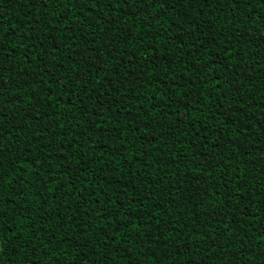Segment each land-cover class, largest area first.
Returning a JSON list of instances; mask_svg holds the SVG:
<instances>
[{"label": "trees", "instance_id": "trees-1", "mask_svg": "<svg viewBox=\"0 0 264 264\" xmlns=\"http://www.w3.org/2000/svg\"><path fill=\"white\" fill-rule=\"evenodd\" d=\"M136 7L137 5H132L131 11L135 12ZM185 7L188 9L187 15H179ZM124 11H129V9H124ZM153 13H155V9L149 10L147 14L137 12L135 17L128 16L118 21V24L125 30L123 32L104 22L101 27L107 32L106 36L100 28L94 30L87 28L86 25L91 21L82 17L75 25L82 34L68 41L69 44L76 45L75 49L69 52L66 48H60L53 57L50 55L54 51L49 47L50 40L44 39V37L50 35L55 36L56 40H60L61 36H73V33L63 28L65 22L53 17L51 11L38 12L37 9L24 7L23 3H18L17 0H0V17H3L6 27L21 25L26 28L28 25L25 24V20L29 14L32 17L39 15L40 20L37 27L40 29L44 44L43 52L38 54L40 59H34L31 64L21 61L18 65H14V73H2L0 79L7 81L8 88L6 92L0 90V100L10 101L6 105L8 117L12 120L13 113H15L13 122L16 123L17 128H20L23 126L24 114L35 111L29 104L28 95L34 86L36 95L44 101L45 106L40 108L37 113L38 119L37 117L30 118L27 121L30 127L19 135L26 140V137L31 135L44 121L51 123L53 128L56 123L62 124L63 132L66 133L63 147L72 154L70 159L73 170L76 168V159L84 156L82 164L87 168V171L83 173L82 184L90 190L96 191L103 199L109 197L116 199L117 196H120V202H123L124 197L119 191L120 186L128 183L134 175H137V169L146 165L140 174L144 176L146 183L154 184V189H150V191L158 189V194L154 197L150 196L145 203L150 204L153 200L159 201L162 213L161 223L171 221L178 231L172 234L175 236V240L169 239L164 247H160L158 244L145 245L142 241L134 240L131 234H129L127 245H125L123 238L117 237L122 241L118 247H126V250L110 253L113 264H151L149 256L137 257L141 247H144L145 252H158L161 256V264H185L189 258L196 264H200L201 260H203V264H264V254H262L264 242H259L260 237L264 235V67H262L264 66V44H261L257 39L258 33H264V20L257 19V16H264V6L259 3V0L242 3L237 9H231L223 3L202 4L200 0H192V3L189 4L187 0H181L178 3L168 0V3L160 8V12L156 13L159 16V21L153 19ZM229 14H231L232 20L239 24L238 28L229 23ZM110 15H116V13H110ZM74 19L75 17H69V22ZM48 20H51V25L45 27ZM202 24L206 27L203 29L204 34L200 35ZM212 25H215V28H212ZM57 26L59 31L54 30ZM190 27L196 28L197 35H200V39L205 42L216 37V43L219 44L220 36H217V33L227 38H239L240 43L237 44V48L241 51L236 59L243 58L245 60L243 67L239 69L242 75L239 77L228 75L229 81L236 87H240L239 96L232 95L226 86L223 94L227 96V99H222L221 90L212 89L200 83V80L204 79L202 75L200 79L191 75L196 71V64L202 63V61L199 56L188 54L189 48L192 52L196 51L193 42H190L188 37L185 36L181 43L173 35L174 33L183 35V32L189 30ZM114 33L119 34L120 43H117V35ZM15 35L19 36L20 33L17 32ZM164 40H171L172 43L164 44ZM89 44L95 49V60H92L88 54ZM111 49H115V51L110 53ZM16 51H21V49L18 48ZM216 54L224 55L219 51ZM109 55L115 56L116 61H119L118 68L111 67L116 64V61L109 59ZM69 56L72 57L71 60L68 59ZM81 56L97 67L100 66L101 60H105V71L114 84L117 81L127 83L125 72H127V79H130L132 83L128 84L126 88H120L119 94L113 92L110 98L106 97L103 108L100 107L99 101L89 99V96L78 85L73 91L71 83L67 87L53 83L50 89L52 97L46 98L45 92L38 82L40 77L37 74L40 72V68L37 65H47L46 74L43 76L45 81H48L49 77L54 81L60 80L66 75L65 68L68 69V72H72L82 66L84 61H81ZM130 56L132 63H129ZM139 60L145 62L143 68L136 63ZM204 60H207V56H204ZM74 61H80V64ZM22 69H27V76ZM146 69H151L156 73V79L161 81L160 85L153 82L149 86L146 83L150 79V74L145 75L141 81L133 79L135 73ZM99 74L103 76L105 73L100 72ZM34 77L35 79H33ZM172 77L176 78L177 85L191 81L189 88L192 91L187 95L185 101L173 105V108L178 109L177 112L165 108L163 116L151 120L152 114L149 111L148 97L157 87L163 91L165 84H172ZM207 78L212 80L211 75ZM25 79H27V83L24 84L21 91L15 85L18 82L23 83ZM96 83L97 81H92V84ZM92 84L88 87L91 88ZM133 88L135 91H132ZM174 91L183 92L184 90L178 88ZM136 96H139V100L130 99ZM55 97H59V101ZM48 99H51V103L58 107H48ZM193 100H199V103H193L189 107L187 101ZM21 101L23 103H20ZM140 101H143V104ZM82 102L83 105H87L86 112ZM157 102L163 103L159 100L158 93ZM242 103L243 111L237 110ZM220 104H223L224 107L217 111V106ZM113 105L116 107L113 108ZM125 105H131L133 108L131 115L124 110ZM138 107L142 108L139 116L136 113ZM117 108L120 110L117 111ZM54 111L58 112L62 118H52ZM157 111L159 112V109ZM145 112H148L147 116L144 115ZM241 120H243V124H241ZM94 121L106 125L108 129L115 128L116 131L112 134L98 136L97 130L90 128ZM144 121H150V123L145 124ZM169 121L172 123L169 124ZM245 126H247V132L244 130ZM57 130L59 131V129ZM89 130L92 134L81 140L78 134ZM51 132L52 129H49V135ZM148 132L153 133L155 138L152 139L151 136L143 134ZM117 134L119 139L116 138ZM16 138L17 133H13V139ZM72 138H75V143H71L69 147V141ZM56 141L59 143L60 137H57ZM37 143L41 147L43 146L42 140H38ZM79 144H83V148L77 150ZM117 146H119L118 150ZM30 147L33 153L37 151L36 145ZM100 149L103 150L104 159L102 160L98 159L101 154ZM14 151L15 148H13ZM112 152H115V156L111 155ZM8 155L9 153H5L6 157ZM109 160L114 162L109 165ZM58 163L59 161L54 156L53 166L55 167ZM229 164L231 167H228ZM217 165L218 167H214ZM111 168L121 171L118 174H113ZM201 169L208 171L201 172ZM197 174H200L199 182L195 181ZM241 174L246 177L247 184L241 182L233 187V180ZM115 175H118L120 179L114 186L117 190L115 195H111L112 189L109 188V183L112 182ZM24 178L25 181L30 179L28 175H25ZM221 178L226 184L221 183ZM31 179L36 180L37 178L31 177ZM62 179L65 178L62 177ZM133 184L136 191L133 192V185H129V192L139 201L140 195L144 193L141 191L139 183L133 181ZM36 188H40L39 195H48L37 183L35 188L32 184H28L25 196L29 197L27 200L30 209L29 215L37 216L36 222L40 223L42 222L38 211L40 201L34 195ZM236 188L241 189L239 196L236 195ZM194 189L206 190L214 201L212 207L223 203L225 198L231 195L232 207L223 223H220L218 218L210 217L205 220L204 216L200 215L202 206L198 207L199 201L190 196ZM215 192H219L220 195H214ZM3 195L9 197L12 195V191L6 188ZM172 201L175 202L172 203ZM49 203H53V201H49ZM7 207L11 208V205H7ZM196 216H199V220L196 219ZM5 219H8L14 230L20 231L22 215L16 216L15 221L7 216ZM96 223H104V221ZM65 227L70 229L67 231L69 242L76 235L85 231L84 228L78 229L67 224ZM188 227H191L195 233L203 232L206 237L219 236L220 240L217 243L227 239L232 251L221 258L219 249L213 251L208 248L207 242L199 245V253L195 246L190 250H185L183 244L188 239L186 234ZM52 231L55 232V229ZM87 231L91 233L92 229L89 228ZM96 231L100 230L96 229ZM221 232H223V236H220ZM229 232L233 233L235 239L228 237ZM24 235L28 236L26 227ZM64 235L65 232H59L52 243L47 244L51 237L49 225H46L42 235L37 233L35 237H29L22 248L17 249L15 255L9 253L12 264H54V261L45 255V252L56 257V252L52 250L53 246H57V251L65 249L67 245L59 243L61 236ZM241 238H243L242 242ZM87 239L92 240L89 247L95 245L93 251L101 247L97 242L100 237L93 238L86 235L81 242L83 243ZM177 248L185 253L184 256L172 255ZM204 248H208V252H203ZM33 249H35V256L31 255ZM5 251L7 250L5 249ZM85 253H87L90 262L99 259V255L94 256L87 249H85ZM29 257H31L30 260ZM163 257L169 258L164 259ZM58 260L59 264H68V260L64 256L59 257Z\"/></svg>", "mask_w": 264, "mask_h": 264}, {"label": "snow or ice", "instance_id": "snow-or-ice-1", "mask_svg": "<svg viewBox=\"0 0 264 264\" xmlns=\"http://www.w3.org/2000/svg\"><path fill=\"white\" fill-rule=\"evenodd\" d=\"M18 3H23L24 7H30L37 9V11H51L53 17L64 21L63 28L67 29L73 36H61L60 40H56L55 36H45L44 39L50 40L49 47L53 48L54 51L50 54L55 57V52L60 48H66L69 52L75 49V44H69V40H73L76 36L81 35V31L75 26L76 22L82 17L91 21L86 27L89 29L100 28L101 32L106 36L107 32L101 27V24L107 22L112 28L119 29L120 32L125 31L118 21L123 20L125 17L131 16L135 17L136 13L147 14L149 10L155 9L153 13V19L159 21V16L156 13L160 12V8L164 4L168 3V0H17ZM178 3L181 0H174ZM189 4L192 0H187ZM202 4L206 3H223L231 9L239 8L242 3H249L250 0H200ZM259 3L264 6V0H259ZM132 5H137L136 11L132 12ZM55 6V7H50ZM59 9V11H57ZM124 9H129V11H124ZM75 10V11H73ZM107 10V11H106ZM110 13H116V15H110ZM188 13L187 7L180 11L179 15L186 16ZM85 14H87L85 16ZM69 17H75L74 20L69 22ZM47 19V17H45ZM257 19L264 20V16H257ZM35 20V23L33 21ZM40 17H32L30 14L25 20V24L28 27H22L21 25H11L10 28L5 26V21L3 17H0V76L3 72L14 73V65H18L21 61L31 64L34 59H40L39 53L44 50V44L41 39L40 29L37 27ZM229 23L233 27L238 28L239 24L232 20L231 14H229ZM51 25V20L45 27ZM205 25H201L200 35H203V29ZM215 28V25L211 26ZM171 25L169 26V31ZM55 31H59L57 26ZM19 32L20 35L17 36L15 33ZM117 35V43H120L119 34ZM158 35V33H157ZM181 43H183V38L188 37L190 42L196 49L192 52L189 48V55L199 56L202 63L196 64V71L191 75H194L197 79H200L201 75L204 79L200 80V83L205 86H209L212 89L221 90V98L227 99V96L223 94V90L227 86V90L234 96L240 95V87H236L234 83H231L228 79V75L241 76L242 73L239 71L243 67L245 60L241 58L236 59V56L240 54V49L237 48V44L240 43L239 38H227L220 36V43H216V37L209 39L207 42L200 39V35H197V29L190 27L189 30L183 32V35L179 33H174ZM127 39V37H126ZM257 39L264 44V33H258ZM164 44L172 43L171 40H164ZM211 45V46H210ZM188 47V45H185ZM21 49V51H16V49ZM115 49L109 50L111 53ZM217 51L222 52L224 55H217ZM88 54L95 60V49L89 44ZM204 56H207V60H204ZM69 60L72 59L71 56L68 57ZM109 59L116 61V57L109 55ZM81 61H84L82 66L78 69L68 72L65 68L64 72L66 75L60 80H52L49 77L48 81L43 79L46 74L47 65H37L40 68V72L37 74L39 79V84L42 86L46 98L52 97L51 87L52 84H58L62 87H67L68 84H73V91L78 85L88 96L89 99L96 100L100 102V107L103 108L106 97L110 98L113 92L119 94L120 88H126L128 84L132 81L127 79V72H125V80L127 83H120L117 81L115 84L108 77L107 71H105L104 64L105 60L100 61V66L97 67L94 63L84 60L81 56ZM80 64V61H74ZM51 63V61H49ZM129 63H132V57H129ZM139 67L143 68L144 61H136ZM119 61L111 67L118 68ZM264 67V66H262ZM235 69V70H233ZM223 70V71H221ZM27 76V69H22ZM104 72L105 74L101 76L99 73ZM118 75V72L116 73ZM150 74L149 81L146 83L151 86L153 82L157 85L161 84L160 80L156 79V73L152 72L151 69H146L145 71H138L134 74L133 79L141 81L145 75ZM212 76V80H208V76ZM35 79V77L33 78ZM175 77H172V84H165L164 90L161 91L160 87H157L153 94L148 97L149 111L151 112V120H156L157 117L163 116L165 108L171 109L172 112H177V108H173L174 104H180L182 101L186 100L187 95L192 91L189 88V83L187 81L183 84L177 85L175 83ZM97 81L96 84H92V81ZM83 81V83H80ZM27 83V79L23 83L18 82L15 86L19 90H23L24 84ZM92 84L89 88L88 85ZM107 85V87H104ZM8 88L7 81L0 79V90L6 92ZM183 88V92L174 91V89ZM135 91V88L132 89ZM157 93L159 94V100L163 103L157 102ZM29 104L33 106L35 111L26 112L23 116V126L17 128L16 123H14L15 113H13L12 120L8 117V109L6 107L7 103L10 101L0 100V264H12L9 253L12 255L16 254L18 248H22L23 244L27 241L29 237H35L37 233L42 235L43 230L46 225H49V235L50 239L47 244H51L52 240L55 239L56 235L63 231L64 236H61L59 243L66 244L67 247L61 251H57V246H53V251L56 252V257H53L51 253L45 252V255L49 259L54 261V264H59L58 258L64 256L68 260V264H113L111 252H123L125 248L118 247L122 241L117 239V237L123 238V243L127 245L129 234L132 235L133 239L136 241H142L145 245L158 244L160 247H164L169 239L175 240L173 233L178 230L171 224V221L161 223L160 216V202L153 200L150 204H146L145 201L149 199L150 196L154 197L158 194V189H154L153 183H146L145 178L142 174L143 167L137 169V175H134L128 183L122 184L119 188L121 196L124 197L123 202L121 197L117 196L116 199L111 197L103 199L100 197L96 191L90 190L88 187L83 186V173L87 171L82 164L84 156L76 159V168L73 170L72 160L70 156L72 155L64 147L66 133L63 132V125L60 123L55 124V128L48 121H44L43 124L35 129L31 135L26 137H21L19 134L24 133L26 129L30 127L27 121L32 117H37V113L40 108L44 107V101L36 95L35 87L28 94ZM127 95V94H125ZM14 98V97H13ZM59 101V97H55ZM130 99L139 100V96L131 97ZM20 103H23L22 101ZM143 104V101H140ZM189 107L193 103H199V100L187 101ZM83 105V102H82ZM47 106L58 107V105H53L51 99H48ZM113 108L116 106L113 105ZM224 105L220 104L217 106V111L223 109ZM243 103L237 109L243 111ZM83 109L87 111V105H83ZM159 109V112L157 111ZM117 111L120 109L117 108ZM125 111L129 115L133 113V108L131 105H125ZM142 108H137L136 113L139 116ZM171 114V113H169ZM144 115H148L145 112ZM223 115V112H221ZM52 118H62L60 114L56 111L52 113ZM38 119V117H37ZM145 124H149L150 121H144ZM172 122L169 121V124ZM243 124V120H241ZM90 128H95L97 130L96 134H112L116 131L115 128L108 129L106 125L94 121ZM49 129H52L51 135H49ZM59 129V131L57 130ZM137 131L139 129H136ZM248 131L247 126L244 129ZM13 133H17V138L13 139ZM92 133L90 130L88 132H80L79 138L81 140L90 136ZM146 136H151L152 139L155 138L154 134L151 132L143 133ZM60 137L59 143H57L56 138ZM7 138V139H6ZM119 139V135L116 136ZM42 140L43 146L41 147L37 141ZM71 143H75V138L69 141V147ZM31 145L37 146V151L32 152ZM13 148L15 151L13 152ZM83 148V144L77 145V150ZM119 146H117L118 150ZM47 150V152H46ZM46 152V154H45ZM5 153H9L6 157ZM100 156L98 159H104L103 150L100 149ZM86 155V153H85ZM115 156V152L111 153ZM141 155H144L141 153ZM59 163L54 167L52 164L53 157ZM43 157V159H40ZM210 159V157H209ZM114 161L109 160L108 164L111 165ZM214 167H218L214 166ZM231 167V164L228 165ZM57 169H59L57 171ZM119 169L111 168L113 174H118ZM191 171V170H190ZM208 171L207 169H201V172ZM210 174V172H209ZM25 175H28L30 179L25 181ZM31 177L37 178L32 180ZM65 178V179H62ZM120 177L118 175L114 176V179L109 183V188L112 189L111 195H115L117 191L115 189V184L119 182ZM200 174H197L195 181L199 182ZM133 181L140 184V189L144 193L140 195L139 201L129 192V185H133L132 191H136ZM247 184L246 177L241 174L239 177L233 180V187L238 183ZM39 183L48 195L41 196L40 188H36V199L40 201L38 211L40 213V220L42 222L37 223V216L29 215L30 209L27 205V200L29 197L25 196V190L28 184H32L35 188L36 184ZM221 183L226 184V182L221 178ZM219 187V185H217ZM9 189L12 191V195L5 197L3 195L4 189ZM94 189L95 186L93 185ZM227 190V188H226ZM171 190L169 189V192ZM241 189L236 188V195L239 196ZM219 196V192L213 193ZM190 196L194 197L199 201L198 207H200V215H203L205 220L208 218H218L220 223H223L224 219L229 215V210L231 209V195L225 198L224 202L212 207L214 201L210 198L206 190L200 191L199 189H194ZM18 198V199H17ZM53 201V203H49ZM175 201H172L174 203ZM191 202V201H189ZM242 202V201H241ZM11 205V208L7 207ZM75 205V206H73ZM68 213H71L70 215ZM79 213V215H77ZM166 214V213H164ZM23 216L20 221V231L14 230V228L9 223L7 216L12 221H15L16 216ZM239 215V213H238ZM199 220V216H196ZM97 221H104V223H96ZM74 226L78 229L84 228V232L75 236L71 242L67 238V231L70 230L66 228L65 225ZM25 227L27 229L28 236L24 235ZM91 228L92 232L89 233L87 229ZM55 229V232L52 231ZM96 229L100 231L97 232ZM168 233V235H165ZM188 239L184 241L183 247L185 250H190L191 247L195 246L197 252H200L199 245L208 243V248L213 251L219 249L221 253V258L227 255L228 252L232 251L227 239L220 241V237L205 236L203 232L195 233L191 227L187 228ZM100 237L98 243L101 245L99 249L93 251V247H89L92 243L91 239L85 240L83 243L81 240L84 236ZM223 236V232L220 233ZM228 237L235 239L233 233L229 232ZM243 238H241V242ZM259 242H264V235L260 237ZM39 247V245H38ZM46 247V246H45ZM208 248H204L203 252H208ZM5 249L7 251H5ZM71 249L72 251H68ZM92 252L94 256L99 255V259L92 260L90 262L87 253ZM184 252L180 251L179 248L176 249L172 255L184 256ZM262 254H264V249H262ZM32 256H35V249H33ZM147 255L151 258V264H161V256L158 252L148 251L145 252L144 247H141L140 251L137 253V257ZM168 259L169 257H163ZM31 257H29V260ZM185 264H196L194 260L189 258L185 261ZM203 264V260L200 261Z\"/></svg>", "mask_w": 264, "mask_h": 264}]
</instances>
